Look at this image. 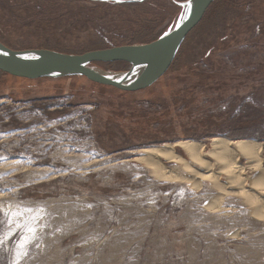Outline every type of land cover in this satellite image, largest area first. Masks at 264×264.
<instances>
[{
	"label": "rangeland",
	"instance_id": "rangeland-1",
	"mask_svg": "<svg viewBox=\"0 0 264 264\" xmlns=\"http://www.w3.org/2000/svg\"><path fill=\"white\" fill-rule=\"evenodd\" d=\"M185 1L0 0V43L67 54L141 44L172 30ZM214 138L259 143L264 167V0H215L141 91L0 73V264H264V221L250 218V197L220 200L233 192L226 177L191 186L182 164L159 159L170 180L139 160L180 141L205 157Z\"/></svg>",
	"mask_w": 264,
	"mask_h": 264
},
{
	"label": "water",
	"instance_id": "water-1",
	"mask_svg": "<svg viewBox=\"0 0 264 264\" xmlns=\"http://www.w3.org/2000/svg\"><path fill=\"white\" fill-rule=\"evenodd\" d=\"M215 0H187L175 27L146 44L123 45L67 54L48 49L12 50L0 43V73L11 77L38 80L84 77L88 81L115 88L121 92H137L151 87L169 69L188 34L201 22ZM124 62L129 76L135 68L142 72L133 80L122 82L105 76L92 64Z\"/></svg>",
	"mask_w": 264,
	"mask_h": 264
},
{
	"label": "bare ground",
	"instance_id": "bare-ground-1",
	"mask_svg": "<svg viewBox=\"0 0 264 264\" xmlns=\"http://www.w3.org/2000/svg\"><path fill=\"white\" fill-rule=\"evenodd\" d=\"M186 6V4L182 5L183 11L186 9ZM141 72V68H135L129 76L126 74H116L109 72L102 73L111 79L127 82L133 80ZM210 144V152L205 154L207 157H203L201 154V149L203 148L202 143L193 141H180L158 148L145 149L142 151L143 156L140 157L139 160L144 161L155 169H159V172L165 178L170 180H174L176 177L171 175L169 172L163 171V167L160 165L159 159L162 158L165 160H173L176 163H180L184 166L183 168L186 174L192 172V174L190 173L188 175V177H192L188 179L191 183V186H199V181L207 183L212 181L217 182L218 180L220 181L222 177H226L228 182H226V186L222 187H224V190L231 189L233 192H221L219 194L220 200L224 199L225 201L228 196L238 197L239 200H242L243 197L241 198L239 196L240 194H243L248 198L250 197L248 204L251 214L250 218L258 222L261 220L264 221V167L261 166L259 157L261 145L255 141L234 142L222 138H214L211 140ZM176 149L182 150L189 160L195 162L196 165H199L198 170L189 165L185 158L177 155V153H175ZM243 158L245 160V164L241 165L239 162L240 159ZM216 164L220 165V168L213 170L212 168H215L214 165ZM200 168L202 169L200 170ZM248 169H253L256 172V175L255 178L250 177L247 183L242 174ZM199 172L201 174H199ZM247 174L249 175L250 173ZM234 189H236V191ZM213 204L214 203L212 201L209 206H213ZM224 210L225 211L223 212L222 210V212L228 214L233 211V209L229 207Z\"/></svg>",
	"mask_w": 264,
	"mask_h": 264
},
{
	"label": "trees",
	"instance_id": "trees-1",
	"mask_svg": "<svg viewBox=\"0 0 264 264\" xmlns=\"http://www.w3.org/2000/svg\"><path fill=\"white\" fill-rule=\"evenodd\" d=\"M166 33H160L156 37H152L147 42L141 43V44L150 43V42L158 39L159 37L163 36ZM129 45H132V44H129ZM100 49H106V48H97V49H94V50H100ZM91 51H93V50H91ZM58 52H61V51H58ZM85 52H88V51H83V52L76 53V54H83ZM92 65H94V66H96V65L104 66L105 70H108L110 72H126V71L129 70V65L127 63H124V62H115V63H110V64L95 63V64H92Z\"/></svg>",
	"mask_w": 264,
	"mask_h": 264
},
{
	"label": "built area",
	"instance_id": "built-area-1",
	"mask_svg": "<svg viewBox=\"0 0 264 264\" xmlns=\"http://www.w3.org/2000/svg\"><path fill=\"white\" fill-rule=\"evenodd\" d=\"M218 230H220V229L218 228ZM240 239L242 240V238H240ZM232 241H237V240L232 239ZM227 259L229 262H231V264H234V262H241V261L245 262L244 260L246 259V257L245 256H242V257L239 256V257H236V259H235V258H233V255L231 254V255L227 256Z\"/></svg>",
	"mask_w": 264,
	"mask_h": 264
},
{
	"label": "crops",
	"instance_id": "crops-1",
	"mask_svg": "<svg viewBox=\"0 0 264 264\" xmlns=\"http://www.w3.org/2000/svg\"><path fill=\"white\" fill-rule=\"evenodd\" d=\"M178 53H179V51H178ZM213 264V262L211 261V260H203V262L202 261H200L199 262V264ZM215 264H221V261L220 262H216Z\"/></svg>",
	"mask_w": 264,
	"mask_h": 264
},
{
	"label": "snow or ice",
	"instance_id": "snow-or-ice-1",
	"mask_svg": "<svg viewBox=\"0 0 264 264\" xmlns=\"http://www.w3.org/2000/svg\"><path fill=\"white\" fill-rule=\"evenodd\" d=\"M5 223H7V221ZM27 230H28V232L33 233V234L36 231V229L35 228H32V227H29Z\"/></svg>",
	"mask_w": 264,
	"mask_h": 264
}]
</instances>
